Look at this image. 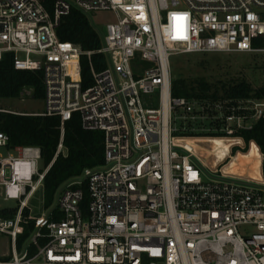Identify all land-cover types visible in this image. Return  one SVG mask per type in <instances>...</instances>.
<instances>
[{
	"label": "built area",
	"instance_id": "2783aa9c",
	"mask_svg": "<svg viewBox=\"0 0 264 264\" xmlns=\"http://www.w3.org/2000/svg\"><path fill=\"white\" fill-rule=\"evenodd\" d=\"M73 10L115 14L99 50L59 39ZM184 53L264 55V0H55L52 12L40 0H0V61L11 54L16 70L42 72L44 88L42 113H0L58 117L56 156L66 155L65 124L79 114L84 130L104 134L105 153L102 167L65 182L53 207L34 215L52 164L41 171L40 148L10 149L0 132V199L19 203L13 217L0 215V264H264V181L205 170L191 142L205 121L232 136L246 116L228 102L172 96L170 60ZM83 56L93 76L86 90ZM137 59L154 66L139 70ZM253 110L261 118L264 101Z\"/></svg>",
	"mask_w": 264,
	"mask_h": 264
},
{
	"label": "trees",
	"instance_id": "16d2710c",
	"mask_svg": "<svg viewBox=\"0 0 264 264\" xmlns=\"http://www.w3.org/2000/svg\"><path fill=\"white\" fill-rule=\"evenodd\" d=\"M40 1L49 12L53 11L55 0ZM57 33L61 41L76 44L84 52L97 51L103 45L102 35L93 26L90 16L77 10H73L68 17L63 19ZM92 63L98 71L103 70L106 66L105 58L102 55H94ZM81 67L82 88L86 90L93 85L91 66L86 56L81 59ZM25 89L33 91L34 97L43 99L42 72L16 70L13 56L6 54L0 61V100L20 99V95ZM172 96L199 102H228L236 108V116L245 115V126L238 128L235 124L232 137L244 142V153L248 154L252 152L253 148H257L262 154V175L264 178V115L253 120L255 114L253 104L264 101V85L254 88L244 78L211 83L204 78L184 79L181 77L172 80ZM240 106L241 109H239ZM244 107H249L248 111L243 110ZM251 119L253 122L248 126L247 123ZM208 122L213 128L212 131H209L208 134L202 133L203 135L199 133L196 136L214 139L227 137L225 131H222L220 121ZM206 123L207 121L202 126L205 127ZM60 126L61 120L58 117L0 113V132L9 137L10 149L38 147L41 149L45 168L52 164L44 180V210L53 207L56 193L65 182L81 177L88 169H97L105 164L104 134L84 130L79 114H74L72 119L65 124L64 147L66 155L61 153L56 156L61 138ZM251 144L252 148L249 150ZM238 151L241 149L234 148L233 154L236 155ZM83 189L85 191L83 207L86 208L89 204V194L85 185ZM0 213L4 218H11L15 215L16 209L5 208ZM24 214L29 216V209H26ZM33 226L34 222L31 221L28 230Z\"/></svg>",
	"mask_w": 264,
	"mask_h": 264
},
{
	"label": "rangeland",
	"instance_id": "374dc122",
	"mask_svg": "<svg viewBox=\"0 0 264 264\" xmlns=\"http://www.w3.org/2000/svg\"><path fill=\"white\" fill-rule=\"evenodd\" d=\"M90 18L93 26L102 36L106 35V26L110 23L116 22L115 14L113 12L108 11L96 12L94 14H91ZM137 61H139L137 65L139 70H145L154 66L153 63L150 62L141 61L140 63L139 59H137ZM170 64L171 76L173 80L181 77L184 79L204 78L211 83H215L218 81H228L233 78H244L254 88H259L264 85V55H250L245 53H184L171 57ZM150 100L151 102L155 103V107H158V95L153 96V98H151ZM0 109L22 114L42 113L44 111V101L43 99L36 97H29L25 99L0 100ZM182 114L183 113L180 112L177 116L181 117ZM253 120H255V118ZM253 120H249L247 125L250 126ZM183 123L184 122L181 119L177 120V126L179 128L182 127ZM200 128H204L205 130L204 132H201V134H208V132H211L213 129L208 121L205 124V127ZM210 139L214 138L199 136L191 140V142H193L195 146L196 155L199 159L200 165L209 172H214L216 169L220 172H225V170L229 168L233 157L238 156L233 154L234 148L238 147L239 149H241L240 152L244 153L243 149L245 148V144L241 139L234 138L232 136L220 137L216 140H228L231 141L232 144L230 146L229 154L227 156H221L220 158L224 160L220 161L213 154L211 155L213 145L209 142ZM251 148L252 144L250 145L249 150ZM4 155L5 157L9 156L7 152H4ZM253 155L257 156L260 159L262 158V154L260 152H253ZM261 161H259L260 164H262ZM39 166L41 171L45 169V165L42 161L40 162ZM227 175L232 179H238L243 181H246L248 179L254 180L248 175ZM18 204L19 203L17 201L11 200L8 202H4L2 199H0V209L16 208ZM30 204V210L34 215H39L45 211L43 207L42 191L38 192L34 196ZM7 240L8 239L5 236H0V253L7 252Z\"/></svg>",
	"mask_w": 264,
	"mask_h": 264
},
{
	"label": "bare ground",
	"instance_id": "6f19581e",
	"mask_svg": "<svg viewBox=\"0 0 264 264\" xmlns=\"http://www.w3.org/2000/svg\"><path fill=\"white\" fill-rule=\"evenodd\" d=\"M205 142H208V141H205ZM209 142L212 143L213 145L211 155L213 154L220 161L224 160L220 157L227 156L229 154L230 146L232 145L231 141L223 140V139L222 140L210 139ZM252 151L259 153L257 148H253ZM253 152H250V154H246V155L238 154V156L233 157V160L230 163L229 168L225 170V173L226 174H237V175H248L254 180L262 181L259 175L260 167H261V164L259 163V161H261L262 158L260 159L257 156H254Z\"/></svg>",
	"mask_w": 264,
	"mask_h": 264
},
{
	"label": "crops",
	"instance_id": "0c3cea01",
	"mask_svg": "<svg viewBox=\"0 0 264 264\" xmlns=\"http://www.w3.org/2000/svg\"><path fill=\"white\" fill-rule=\"evenodd\" d=\"M240 141H241V140H240ZM239 153H242V152L238 151L236 155H238ZM262 160H263V157H262ZM260 171H261L262 181H264V178H263V175H262V164H261V169H260Z\"/></svg>",
	"mask_w": 264,
	"mask_h": 264
}]
</instances>
